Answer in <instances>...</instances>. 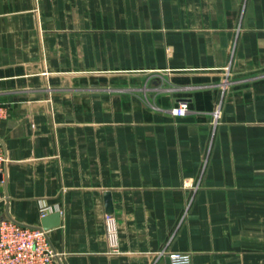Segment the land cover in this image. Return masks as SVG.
<instances>
[{"label": "crops", "instance_id": "obj_1", "mask_svg": "<svg viewBox=\"0 0 264 264\" xmlns=\"http://www.w3.org/2000/svg\"><path fill=\"white\" fill-rule=\"evenodd\" d=\"M0 104V219L57 264H264V0H0Z\"/></svg>", "mask_w": 264, "mask_h": 264}, {"label": "built area", "instance_id": "obj_2", "mask_svg": "<svg viewBox=\"0 0 264 264\" xmlns=\"http://www.w3.org/2000/svg\"><path fill=\"white\" fill-rule=\"evenodd\" d=\"M223 85L230 83L231 69L225 70ZM220 104L213 113L212 125L216 126L220 118ZM189 112V104L181 102L179 106L172 109L171 113L175 119L185 117ZM7 116V109L0 104V125ZM8 158L2 142H0V174L3 173ZM4 196L0 194V203ZM47 209H43L46 216ZM106 227L109 240L114 251L117 250L119 232L117 221L113 215H106ZM172 264H193L189 253L166 252ZM60 255L53 247L49 230L43 227H32L20 224L10 218L0 219V264H57Z\"/></svg>", "mask_w": 264, "mask_h": 264}, {"label": "water", "instance_id": "obj_3", "mask_svg": "<svg viewBox=\"0 0 264 264\" xmlns=\"http://www.w3.org/2000/svg\"><path fill=\"white\" fill-rule=\"evenodd\" d=\"M107 197H108V196H107ZM108 211H110V212H111V211H112V210H111V208H108ZM43 228H45V229H47V230H48V228H49V227H48V226H46V225H43ZM168 264H172V262H171L170 258H169V260H168Z\"/></svg>", "mask_w": 264, "mask_h": 264}]
</instances>
